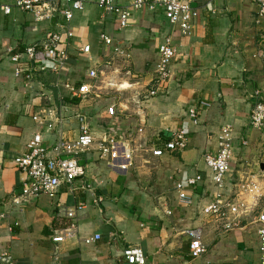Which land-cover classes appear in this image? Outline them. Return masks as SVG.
<instances>
[{
	"label": "crops",
	"instance_id": "1",
	"mask_svg": "<svg viewBox=\"0 0 264 264\" xmlns=\"http://www.w3.org/2000/svg\"><path fill=\"white\" fill-rule=\"evenodd\" d=\"M111 1L119 7L133 2ZM193 1L200 16L183 35L162 11L147 7L130 9L128 26L121 28L98 0H82L68 24L60 14L35 22L14 8V0H0V7L11 8L8 15L0 9V256L9 255L13 264H127L123 252L139 248L144 264H260L250 217H210L204 208L221 192L253 215L264 212V125L256 130L248 122L256 100L264 104V19L248 0ZM49 33L64 37L67 64L58 76L47 71L25 81L12 58ZM167 35L176 57L168 79L159 82L157 49ZM85 47L88 53L81 51ZM89 70L97 73L93 95L71 96L64 85L90 82ZM48 85L58 90V111ZM200 104L207 107L197 110L194 122L188 111ZM77 116L96 141L134 139L141 147L131 167L113 171L89 150L80 156L84 175L73 184L53 196L24 198L26 176L13 158L26 152L36 133L45 148L59 137L74 140L82 126ZM50 123L54 129L47 128ZM178 130L187 134L186 150L154 157L160 138ZM225 135L233 152L220 190L204 156L214 154ZM197 176L199 182L187 184ZM69 210H75L73 219ZM228 220L235 223L231 230L224 229ZM192 228H201L206 248L196 259L185 234ZM56 237L64 239L56 243Z\"/></svg>",
	"mask_w": 264,
	"mask_h": 264
},
{
	"label": "built area",
	"instance_id": "2",
	"mask_svg": "<svg viewBox=\"0 0 264 264\" xmlns=\"http://www.w3.org/2000/svg\"><path fill=\"white\" fill-rule=\"evenodd\" d=\"M256 5L257 15L264 19V0H248ZM82 0H14V8L32 16L33 21H50L54 14L63 16L66 24L74 17V13L82 9ZM97 5L106 14L115 15L119 26L125 28L128 26L130 9L137 11L147 7L150 11H162L166 21L170 26L178 27L181 34L185 35L192 28V22L200 16L198 7L193 0H133L129 6H116L111 0H98ZM62 6V7H61ZM2 12L8 15L11 11L9 6L0 7ZM205 9L214 13L211 3L205 5ZM71 36L66 32V37ZM101 40L107 45L110 39L101 35ZM63 36L58 33H49L37 47H28L23 54L15 55L12 60L20 64L16 69V74L23 75L25 81L33 79L35 74L49 71L53 75H60L61 70L66 66L68 53L66 51ZM83 53L89 52V47L81 50ZM117 49L115 50V52ZM158 62L155 67V75L159 82H164L170 76V69L176 57V49L171 36L167 35L158 46ZM25 58L27 62L32 63L29 68L28 63H23ZM87 78L90 82H84L75 86L74 84H65V89L71 96L85 98L93 95L97 73L95 70L87 72ZM152 95L154 93H151ZM254 98H258V93H254ZM207 106L200 104L188 111V117L194 122L197 121V110H203ZM107 114L114 115V108L108 107ZM82 126L80 133L74 140H66L59 137L53 146L45 148L43 146L42 134L36 133L26 146V152L13 158L16 168L26 176L22 183L21 193L24 198L38 197L42 194L53 196L62 185H71L73 182L84 175V166L81 163L80 156L89 150H94L99 161L105 163L113 171H126L131 167L134 155L141 147L134 139L117 140L112 136H106L100 140H94L89 134L87 128L83 125L84 119L77 116ZM36 120V118H34ZM249 125L256 130H260L264 125V104L256 100L248 118ZM47 128L54 129L53 123L47 125ZM226 131H222L225 133ZM141 133V130H138ZM161 148L152 149L154 157H161L164 153H182L187 148V134L183 130L169 132L163 135ZM95 147V149L93 148ZM232 146L228 135L221 137L214 154L204 156V161L208 170L211 172V181L216 189H222L226 174L231 166ZM199 176L191 178L187 184L194 186L199 182ZM181 190V185H177ZM183 200L184 196L180 195ZM81 207V204L79 205ZM226 212L233 216H248L251 224L256 227V234L259 239L260 264H264V212L253 215L250 208L243 204L235 205L221 192L213 195L211 204L204 208V213L210 217H225ZM69 219L75 217V210H69L66 213ZM235 223L229 220L224 225L225 230L234 228ZM71 235L69 232L68 235ZM185 234L189 238L188 252L191 258H199L206 252L202 243L201 228H192L186 230ZM63 237L54 238V242L60 243ZM98 239V238H97ZM127 264H144L145 257L139 248H128L124 252ZM0 263L13 264L7 254L0 256Z\"/></svg>",
	"mask_w": 264,
	"mask_h": 264
},
{
	"label": "water",
	"instance_id": "3",
	"mask_svg": "<svg viewBox=\"0 0 264 264\" xmlns=\"http://www.w3.org/2000/svg\"><path fill=\"white\" fill-rule=\"evenodd\" d=\"M46 89L51 92L52 94V98H53V101H54V106H55V109L58 111L59 109V95H58V90L55 86H46Z\"/></svg>",
	"mask_w": 264,
	"mask_h": 264
}]
</instances>
